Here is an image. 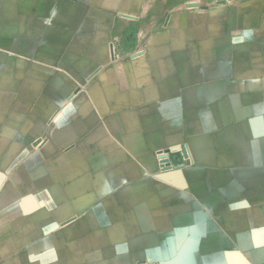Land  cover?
Segmentation results:
<instances>
[{
  "label": "crops",
  "instance_id": "crops-1",
  "mask_svg": "<svg viewBox=\"0 0 264 264\" xmlns=\"http://www.w3.org/2000/svg\"><path fill=\"white\" fill-rule=\"evenodd\" d=\"M197 4L204 10L198 11ZM6 7H11L9 14ZM53 24L70 26L54 31ZM138 24L139 31L135 30ZM63 28L69 31V38ZM137 39L140 45H135ZM134 54L139 57L127 58ZM64 55L94 56L92 62L83 57L70 64L76 71V78L70 80L77 87L71 100L90 103L95 112L94 117L86 114L79 122L82 125L75 140L86 149L110 153L104 163L110 182L146 183L135 194L112 190L92 196L114 199L108 204L112 208L124 206L117 200H126L129 209L133 199H142L145 213H152L147 210L148 202L161 199L165 186L164 175L151 176V168L156 171L153 154L175 145L185 135L182 120L184 124L196 115L193 104L208 103V119H264V0H0V111L9 85L6 80H11L16 96L24 88L44 86L39 102L52 104L54 97L47 94V87L69 77L68 60V66H63L62 58H56ZM99 55L106 56L104 63L96 61ZM66 81L62 85H68ZM27 92L25 96H30ZM50 104L41 116L45 137L53 127V115L47 111ZM165 119L171 131L165 130ZM37 122L38 117H33L31 124ZM4 123L2 118L0 144ZM28 134L40 133L28 128ZM51 147L45 140L43 150ZM12 149L25 150L14 144L7 148ZM120 152L124 156L120 157ZM48 161L45 157V165ZM66 198L60 195L55 210L51 206L56 220H63ZM30 243L0 238V263L75 262L66 260L64 248L69 245L65 240H42V255L31 254L29 249L22 252ZM129 243L106 253L123 257V264H132ZM75 246L86 245L77 240ZM139 246V257L150 259L155 250L149 248L157 244ZM100 253L79 250L76 264H86V255L99 261Z\"/></svg>",
  "mask_w": 264,
  "mask_h": 264
},
{
  "label": "rangeland",
  "instance_id": "rangeland-1",
  "mask_svg": "<svg viewBox=\"0 0 264 264\" xmlns=\"http://www.w3.org/2000/svg\"><path fill=\"white\" fill-rule=\"evenodd\" d=\"M197 9L204 10L199 4ZM53 26L54 31L64 27ZM139 29L140 25H135V30ZM63 34L69 38L68 30L63 28ZM138 42L140 45L138 39L135 45ZM57 57L62 58L63 66H68V60L69 77L47 87V94L54 97L52 104L39 102L44 86L24 88L16 96L11 80H6L9 85L0 111V122L2 118L5 121L0 144L4 147L0 149V238L30 240L31 246L22 252L29 249L40 255L45 250L42 240H65L69 245L64 248L66 260L74 264L79 250L93 249L101 251L96 258L99 261L86 255V264H123V257H110L106 252L126 248V242L133 250L132 264H146L145 260L148 264H264V119H208V103L193 104L196 115L184 124L182 120L185 135L175 145L153 154L156 171L151 168V176L164 175L165 186L161 199L148 202L147 210L152 213H145L142 199H133L129 209L126 200H117L124 206L112 208L108 204L114 199L92 196L112 190L135 194L146 183L110 182L112 177L104 165L110 153L86 149L75 140L82 125L79 122L86 114L94 117L95 112L90 103L71 100L77 87L70 80L76 78L75 66L70 64L83 57L92 62L94 56ZM95 58L100 63L106 61L104 55ZM63 81L68 85H62ZM27 91L30 96H25ZM46 104L51 105L47 111L53 115L52 133L49 130L47 137L41 118ZM33 117H38L37 125L31 124ZM168 121L165 119L166 131L171 128ZM27 127L40 134L29 135ZM66 130L70 132L61 135ZM45 140L52 146L49 151L43 150ZM13 144L25 150H7ZM60 195L67 197L66 205L63 220H56L50 209L53 206L55 210ZM77 240L86 246H75ZM146 243L157 246L149 248L155 252L144 260L139 257V245Z\"/></svg>",
  "mask_w": 264,
  "mask_h": 264
}]
</instances>
